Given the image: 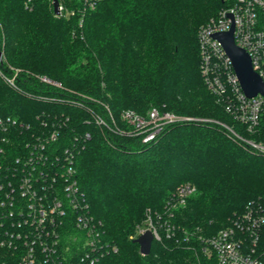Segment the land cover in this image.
Returning a JSON list of instances; mask_svg holds the SVG:
<instances>
[{
  "label": "trees",
  "instance_id": "obj_1",
  "mask_svg": "<svg viewBox=\"0 0 264 264\" xmlns=\"http://www.w3.org/2000/svg\"><path fill=\"white\" fill-rule=\"evenodd\" d=\"M236 1L103 0L80 26V14L55 16L51 0H0V71L7 78L17 72L16 86L0 76L5 148L13 160L36 132H61L49 145L52 156L90 134L75 169L108 246L94 254V264H204L197 236L216 234L248 208L264 216V154L234 134L264 141V114L257 132H245L206 88L200 69V28ZM153 108L193 120L144 143L121 116ZM95 114L112 130L97 125ZM184 184L196 193L169 217L167 205ZM148 211L173 235L161 230L143 256L131 236ZM60 233L62 258L83 254V235L72 222Z\"/></svg>",
  "mask_w": 264,
  "mask_h": 264
},
{
  "label": "built area",
  "instance_id": "obj_2",
  "mask_svg": "<svg viewBox=\"0 0 264 264\" xmlns=\"http://www.w3.org/2000/svg\"><path fill=\"white\" fill-rule=\"evenodd\" d=\"M66 1L58 0L57 17L80 14L81 26L85 14L103 0H70L75 8H69ZM232 27L235 45L250 56L254 72L264 82V0H237L220 10L198 32L200 69L206 88L245 132L253 134L259 129L264 114V95L246 96L224 48L213 37L229 32ZM16 75L15 70V76L7 78L0 71V76L10 86H16ZM105 108L115 124L112 113ZM121 118L131 129L129 133L141 136L144 143L153 141L172 124L193 120L158 108H153L146 116L126 111ZM94 121L112 130L102 115L95 114ZM0 125L4 126L1 119ZM0 133L4 134L0 137V264H94L98 259L94 254H103L108 246L104 247L102 224L90 214L75 169L77 154L90 134L82 138V143L74 140L61 154L56 152L51 156L49 145L59 142L61 132H50L47 136L36 132L26 142L24 153L12 160L10 151L5 148L10 132ZM117 133L126 132L118 130ZM234 134L255 152L264 154V141H247ZM195 193L196 188L191 184L180 186L167 205L169 217L173 216L172 210L184 206ZM67 222H72L73 228L83 235L81 250L84 252L77 258L65 259L60 255V229ZM233 222L212 236L196 237L205 257L204 264H264V248L261 247L264 216L257 209L248 208ZM161 230L166 231L167 238L173 235V228L166 222L154 223L148 211L144 224L131 239L151 231L154 240H161Z\"/></svg>",
  "mask_w": 264,
  "mask_h": 264
},
{
  "label": "water",
  "instance_id": "obj_3",
  "mask_svg": "<svg viewBox=\"0 0 264 264\" xmlns=\"http://www.w3.org/2000/svg\"><path fill=\"white\" fill-rule=\"evenodd\" d=\"M53 10L54 15H59L58 0L53 2ZM213 37L219 41L224 48L246 96L252 98L258 94L264 95V82L261 77L254 72L250 56L243 49L235 45L234 27H232L229 32L215 34ZM2 59L3 51L0 46V63ZM153 241L154 236L151 231H146L135 239V243L139 245L140 253L143 256H148L151 253Z\"/></svg>",
  "mask_w": 264,
  "mask_h": 264
},
{
  "label": "rangeland",
  "instance_id": "obj_4",
  "mask_svg": "<svg viewBox=\"0 0 264 264\" xmlns=\"http://www.w3.org/2000/svg\"><path fill=\"white\" fill-rule=\"evenodd\" d=\"M70 0H68V2H69ZM67 2V1H66ZM66 5H68V3L66 4ZM69 8H70V6H68ZM72 8V7H71ZM226 128V127H225ZM143 223V222H142Z\"/></svg>",
  "mask_w": 264,
  "mask_h": 264
}]
</instances>
